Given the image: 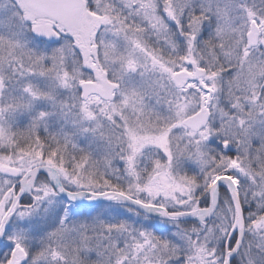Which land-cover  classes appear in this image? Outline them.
<instances>
[{
	"label": "snow or ice",
	"instance_id": "snow-or-ice-1",
	"mask_svg": "<svg viewBox=\"0 0 264 264\" xmlns=\"http://www.w3.org/2000/svg\"><path fill=\"white\" fill-rule=\"evenodd\" d=\"M0 264H264V0H0Z\"/></svg>",
	"mask_w": 264,
	"mask_h": 264
}]
</instances>
